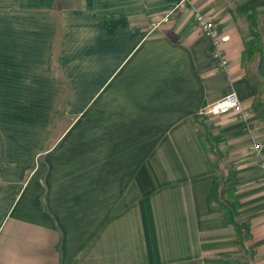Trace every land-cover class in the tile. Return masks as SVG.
Wrapping results in <instances>:
<instances>
[{"label":"crops","instance_id":"crops-1","mask_svg":"<svg viewBox=\"0 0 264 264\" xmlns=\"http://www.w3.org/2000/svg\"><path fill=\"white\" fill-rule=\"evenodd\" d=\"M248 1L190 0L148 31L178 0H0V264H264L262 125L208 117L249 228L239 252L195 122L230 92L251 107L241 58L264 0ZM195 12L229 37L224 69Z\"/></svg>","mask_w":264,"mask_h":264},{"label":"trees","instance_id":"trees-1","mask_svg":"<svg viewBox=\"0 0 264 264\" xmlns=\"http://www.w3.org/2000/svg\"><path fill=\"white\" fill-rule=\"evenodd\" d=\"M259 0H249L243 9L249 8L252 12L255 10L256 4L258 5ZM254 13L248 15L249 20L253 21ZM263 43L259 44V37L257 32L250 31L248 39L244 43V50L242 53V66L244 70V75L247 80L250 82L251 86L254 89L255 95L254 100L249 108L258 118L259 122L262 125V132L264 135V84L259 78L256 72V63L257 59L261 54ZM199 115H197L198 117ZM196 117V119H197ZM195 119V120H196ZM199 135V134H198ZM201 145L204 149L203 142ZM264 157V148L262 151ZM211 168L216 174L215 188L211 197V202L224 211L226 215V223L228 226H231L237 236V244L239 246V252H245L244 242L249 239L250 233L249 228L245 224H239L236 220L238 215L237 210V200L234 197V188L225 186L227 183L231 182L234 177V171L229 170L226 174H219L218 167L215 164H212L209 160ZM243 250V251H242Z\"/></svg>","mask_w":264,"mask_h":264},{"label":"built area","instance_id":"built-area-1","mask_svg":"<svg viewBox=\"0 0 264 264\" xmlns=\"http://www.w3.org/2000/svg\"><path fill=\"white\" fill-rule=\"evenodd\" d=\"M190 5V0H178L172 11L165 13L160 19L152 20L149 24L148 31L157 29L161 24L167 23L173 11L180 10ZM193 21L200 33L211 40V54L216 61L217 67L224 69L228 61L224 56L221 45L225 43L229 37L223 35L217 23L205 15L195 12ZM200 114L207 117L234 115L243 122V130L247 133H254V125L257 123V116L249 109L243 107L234 92L225 94L218 101L203 107ZM264 144L261 141H254L251 145V153L259 158V167L264 174V157L262 154Z\"/></svg>","mask_w":264,"mask_h":264},{"label":"rangeland","instance_id":"rangeland-1","mask_svg":"<svg viewBox=\"0 0 264 264\" xmlns=\"http://www.w3.org/2000/svg\"><path fill=\"white\" fill-rule=\"evenodd\" d=\"M258 34L259 44L264 42V34ZM249 32L246 33L248 37ZM196 122V130L198 131L199 137L203 142L205 152L212 164L217 165L218 173L226 174L231 169L228 162V148L224 144V141L219 136L217 128L210 124V120L207 116L200 114ZM244 132V131H243ZM256 132V131H255Z\"/></svg>","mask_w":264,"mask_h":264}]
</instances>
